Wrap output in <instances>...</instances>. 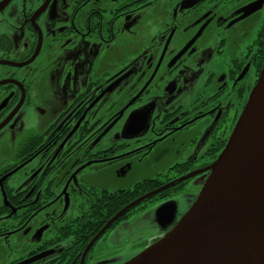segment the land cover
<instances>
[{"label":"flooded vegetation","instance_id":"flooded-vegetation-1","mask_svg":"<svg viewBox=\"0 0 264 264\" xmlns=\"http://www.w3.org/2000/svg\"><path fill=\"white\" fill-rule=\"evenodd\" d=\"M263 62L264 0H0V261L115 264L96 246L209 173Z\"/></svg>","mask_w":264,"mask_h":264},{"label":"water","instance_id":"water-1","mask_svg":"<svg viewBox=\"0 0 264 264\" xmlns=\"http://www.w3.org/2000/svg\"><path fill=\"white\" fill-rule=\"evenodd\" d=\"M225 144L188 211L123 264H242L246 259L264 264V62ZM173 210L159 211L158 217H168L164 225L171 223Z\"/></svg>","mask_w":264,"mask_h":264},{"label":"rangeland","instance_id":"rangeland-1","mask_svg":"<svg viewBox=\"0 0 264 264\" xmlns=\"http://www.w3.org/2000/svg\"><path fill=\"white\" fill-rule=\"evenodd\" d=\"M206 174L188 181L179 191L164 197L149 207L131 215L111 234L107 247L99 244L95 254L101 255L103 260L123 264L148 247L155 237L165 234V226L158 222L159 211L166 206H173L175 214L179 217L188 211L195 198L203 190ZM128 259V260H126ZM5 261H0L4 264Z\"/></svg>","mask_w":264,"mask_h":264},{"label":"bare ground","instance_id":"bare-ground-1","mask_svg":"<svg viewBox=\"0 0 264 264\" xmlns=\"http://www.w3.org/2000/svg\"><path fill=\"white\" fill-rule=\"evenodd\" d=\"M241 263H242V264H248L249 261H248V259H246V260L241 261Z\"/></svg>","mask_w":264,"mask_h":264},{"label":"trees","instance_id":"trees-1","mask_svg":"<svg viewBox=\"0 0 264 264\" xmlns=\"http://www.w3.org/2000/svg\"><path fill=\"white\" fill-rule=\"evenodd\" d=\"M127 202V201H126ZM123 204L122 202L120 203V205Z\"/></svg>","mask_w":264,"mask_h":264}]
</instances>
